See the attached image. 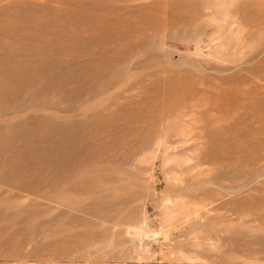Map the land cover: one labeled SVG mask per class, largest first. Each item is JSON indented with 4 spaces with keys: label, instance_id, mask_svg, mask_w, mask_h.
<instances>
[{
    "label": "rangeland",
    "instance_id": "374dc122",
    "mask_svg": "<svg viewBox=\"0 0 264 264\" xmlns=\"http://www.w3.org/2000/svg\"><path fill=\"white\" fill-rule=\"evenodd\" d=\"M0 264H264V0H0Z\"/></svg>",
    "mask_w": 264,
    "mask_h": 264
}]
</instances>
